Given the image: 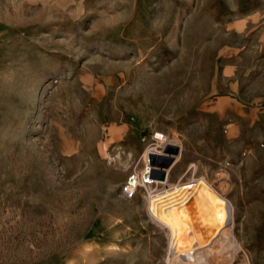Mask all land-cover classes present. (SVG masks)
<instances>
[{"label":"rangeland","instance_id":"obj_1","mask_svg":"<svg viewBox=\"0 0 264 264\" xmlns=\"http://www.w3.org/2000/svg\"><path fill=\"white\" fill-rule=\"evenodd\" d=\"M0 264H264V0H0Z\"/></svg>","mask_w":264,"mask_h":264},{"label":"built area","instance_id":"obj_2","mask_svg":"<svg viewBox=\"0 0 264 264\" xmlns=\"http://www.w3.org/2000/svg\"><path fill=\"white\" fill-rule=\"evenodd\" d=\"M169 145H175L179 147L178 153H169L167 148ZM148 148H155L159 151L157 154L151 155L146 150ZM181 153V148L178 144L171 142L168 136L161 132V136L158 137V132L153 137V142L148 144L147 148L140 157V166L136 165L128 178L122 184L121 190L126 198L132 199L138 195L140 191H144L147 196L150 194V190H161V182L166 183L172 166L177 162L178 156ZM172 159L169 166L162 165V162H166ZM155 174V176H154ZM157 181H160L158 183Z\"/></svg>","mask_w":264,"mask_h":264},{"label":"water","instance_id":"obj_3","mask_svg":"<svg viewBox=\"0 0 264 264\" xmlns=\"http://www.w3.org/2000/svg\"><path fill=\"white\" fill-rule=\"evenodd\" d=\"M167 151L169 153H178L179 152V147L178 146H175V145H169L168 148H167ZM172 159H169L168 161L166 162H162L161 164L162 165H165V166H169V164L171 163ZM155 176V174H154Z\"/></svg>","mask_w":264,"mask_h":264},{"label":"bare ground","instance_id":"obj_4","mask_svg":"<svg viewBox=\"0 0 264 264\" xmlns=\"http://www.w3.org/2000/svg\"><path fill=\"white\" fill-rule=\"evenodd\" d=\"M149 149H150V148H148V149L146 150V153H145L146 155L149 153ZM151 155H153V153H152ZM157 182L160 183V181H157ZM161 183H163V184H162V187H163L165 183H164V182H161ZM151 193H153L152 190H150V194H151ZM150 194H149V195H150ZM222 200H223V202H225L226 204H228V202L226 201L225 198H223Z\"/></svg>","mask_w":264,"mask_h":264},{"label":"crops","instance_id":"obj_5","mask_svg":"<svg viewBox=\"0 0 264 264\" xmlns=\"http://www.w3.org/2000/svg\"><path fill=\"white\" fill-rule=\"evenodd\" d=\"M180 157L178 158L177 162L172 166V168L170 170V174H169L170 175V179H171V172H172L173 168L178 164V161H179Z\"/></svg>","mask_w":264,"mask_h":264}]
</instances>
